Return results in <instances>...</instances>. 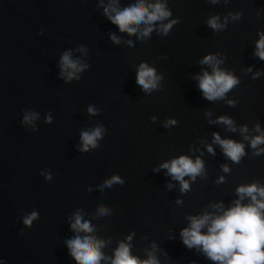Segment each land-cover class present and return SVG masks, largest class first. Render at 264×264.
<instances>
[{"label": "water", "instance_id": "95a60500", "mask_svg": "<svg viewBox=\"0 0 264 264\" xmlns=\"http://www.w3.org/2000/svg\"><path fill=\"white\" fill-rule=\"evenodd\" d=\"M159 2L170 15L143 36L145 25L129 33L109 19L129 0H0V264H79L67 244L77 213L104 242L99 264H112L122 242L140 261L218 264L181 233L190 217L232 206L238 186H264V151L250 146L264 132V0ZM66 52L82 66L71 79L61 74ZM207 55L238 80L213 100L199 87L212 72ZM142 63L155 88L137 83ZM96 127L95 147L82 151V133ZM214 133L244 145L238 162ZM182 155L204 166L184 176L186 190L161 167ZM114 176L122 182L105 183Z\"/></svg>", "mask_w": 264, "mask_h": 264}, {"label": "clouds", "instance_id": "9594fccd", "mask_svg": "<svg viewBox=\"0 0 264 264\" xmlns=\"http://www.w3.org/2000/svg\"><path fill=\"white\" fill-rule=\"evenodd\" d=\"M114 15L109 14V9H105V13L109 14L111 22L119 27L121 31L129 33L137 31L139 25L145 27L142 35L147 36L152 31V26L156 21H162L167 18L170 13L166 10L165 4L157 0L156 3H147V0H129V3L123 7H113L111 9ZM174 23V21H173ZM209 25L214 28H220L222 25L218 23V17H213L208 21ZM171 27V23L162 25V30L167 33ZM116 39L115 36L112 37ZM256 55L264 59V33L260 34V38L256 45ZM201 63L208 64L212 68L211 74L207 71L199 76V87L204 96L213 100L223 97L224 94L238 83L236 77L230 73H226L219 69V61L212 55H207ZM78 61L71 59V53L66 52L62 56L61 68L62 75H67L71 79L75 73L81 71ZM153 68L142 63L137 72V83L145 90H150L157 86V80ZM92 109H89L91 112ZM34 117L25 116V121H30ZM219 121L229 126L233 131V122L230 118L220 117ZM174 123V121H172ZM260 132L259 125L256 127ZM247 127H242L241 132L247 133ZM101 134V128L96 127L91 131L82 133V151H86L91 145L95 147L97 138ZM214 142L218 143L225 155L232 161L238 162L244 155V145L231 139H221L218 133H214ZM248 139V137H245ZM264 144V132H260L250 141V146L257 149V154L264 149L257 146ZM208 151H213L211 145ZM166 168L168 173L181 182L182 190L189 187L184 176L188 175L192 178L201 174L203 170V162L197 158L194 162L187 156H180L171 162H164L161 165ZM229 169L225 165L224 171ZM223 180V177L220 178ZM114 182H122L118 176L112 177L111 180L105 181L111 185ZM239 198L235 203L227 209L222 204L215 205L217 209H223L219 215L205 213L202 216L190 217V225L182 230L183 242L188 247L196 246L207 256L218 262V264H264V186L256 183L249 185H241L236 189ZM248 198V203L242 201ZM105 211L101 209V212ZM36 216L33 213L25 219L26 224H30L31 220ZM72 228L77 230V234L67 241L71 254L79 264H99L104 257L100 249L103 247V241H98L91 234V223L87 218H82L79 213L76 214ZM206 229V232H202ZM81 232L83 234H81ZM129 240L131 237L128 238ZM112 264H158L154 257H150L146 261H140L137 257L130 254L129 246L121 243L114 253Z\"/></svg>", "mask_w": 264, "mask_h": 264}]
</instances>
